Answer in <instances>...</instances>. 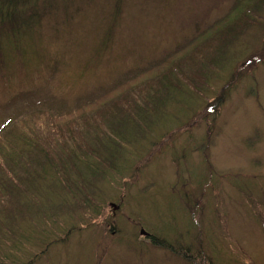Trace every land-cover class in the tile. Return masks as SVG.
I'll list each match as a JSON object with an SVG mask.
<instances>
[{
	"label": "rangeland",
	"instance_id": "rangeland-1",
	"mask_svg": "<svg viewBox=\"0 0 264 264\" xmlns=\"http://www.w3.org/2000/svg\"><path fill=\"white\" fill-rule=\"evenodd\" d=\"M237 1L21 0L17 10L0 0V150L42 132L62 116L56 111L84 113L118 80L140 75L136 92L147 82L159 86L157 63L191 48ZM24 16L31 28L22 27ZM239 20L227 32L245 24L247 35L207 88L199 80L189 86L172 66L189 103L181 112L169 107L166 122L148 120L152 143L126 141L123 169L94 188L90 208L27 221L16 213L10 235L0 233V264H199L181 253L198 257V245L214 264H249L247 257L264 264V15L250 27L242 18L238 31ZM206 39L192 58L176 61L183 71L200 64L207 43L216 50L230 41ZM221 94L219 111L207 112ZM30 103L29 114L22 107ZM51 194L54 205L68 199Z\"/></svg>",
	"mask_w": 264,
	"mask_h": 264
},
{
	"label": "trees",
	"instance_id": "trees-1",
	"mask_svg": "<svg viewBox=\"0 0 264 264\" xmlns=\"http://www.w3.org/2000/svg\"><path fill=\"white\" fill-rule=\"evenodd\" d=\"M255 2L256 6H254V0H238L230 13L220 19L207 33L199 34V37L197 36L189 44L191 48L186 50L187 46L181 55L169 58L165 66L164 62L159 61L156 65L157 69L153 71L155 72L154 77L162 76L163 81L161 80L159 86L156 83L146 85L147 82L145 86L138 89L139 92H136L134 89L144 83L134 81L140 75L137 74L136 77L124 83H119L118 80L108 90L110 93L97 95L99 97L96 96L97 98L92 103L83 105L86 108L84 113H81L77 107L56 111L57 115L62 116L53 115L55 118L52 124L43 123L46 128L39 132L43 138L39 136V133H36V136H17L16 143L7 144L9 149L0 150L2 152L0 159L5 156L0 163L1 235H10L12 223H19V220L12 219L16 213L23 216L21 221H27L32 217L45 214L46 211H50L54 217L56 214L61 216L66 210L90 208L91 200L96 197L94 188L98 192L99 183L112 181L123 169L122 164L126 162V141L132 139L133 144L152 143L151 134L148 132L151 127L146 128L148 120L156 117L157 123L166 122L168 116L171 115L167 111L169 107L181 112L182 106L183 108L186 106L190 92H185L184 84L173 77L172 71H169L172 70V66L174 70L175 64L178 65L177 72L186 77L189 86L199 80L207 88L210 79L217 75L213 77L214 70L219 66L221 70L228 67L227 63L233 59V57L227 59V56H231V48L238 43V39L241 41L247 35L246 25L243 26L242 22L250 27L251 24H256L258 15H264V0H255ZM238 19L240 20L237 29L239 31V28H242L240 26H243V30L239 33L235 30L234 35L232 32H227V29L233 27ZM21 22L22 27L27 25L26 28H31L26 16ZM214 37L220 40L226 37L230 41L228 44L226 41L225 46H219L216 50L214 48L217 45L207 43L204 46H207V49H203L201 51L203 53L198 55L200 64L197 66L205 74H197L196 65L190 72L183 71L180 63L176 61L181 59V56H185L184 59L189 56L192 58V52L202 47L205 38ZM230 42L233 43L230 45ZM13 51L16 54L17 50ZM0 54L4 55L2 49ZM260 54L264 56V49ZM127 75L129 74L124 73L121 76ZM230 81H234L232 76ZM229 88L221 90L228 91ZM134 92L138 95L134 98L129 97L134 95ZM126 94L128 97L125 96ZM108 95L109 98L106 100L105 97ZM222 97L221 94L214 104L207 106V112L219 111L218 100L221 99L222 102ZM110 103L115 105V108L111 109ZM31 104H26L22 108L29 112L33 106ZM41 185L44 186L42 189H40ZM58 192L67 195L68 199L54 205V201H51V193L58 195ZM49 203L51 205H48ZM62 208L64 210H60ZM27 214L29 215L25 216ZM16 237L18 239V235ZM17 239L15 245L17 243L18 250ZM201 246L198 245V257L187 249L184 252L181 251L182 256L188 260L191 258V261L199 264H214L213 259L206 251L204 253Z\"/></svg>",
	"mask_w": 264,
	"mask_h": 264
},
{
	"label": "bare ground",
	"instance_id": "bare-ground-1",
	"mask_svg": "<svg viewBox=\"0 0 264 264\" xmlns=\"http://www.w3.org/2000/svg\"><path fill=\"white\" fill-rule=\"evenodd\" d=\"M186 103L188 104L189 103V100H186ZM192 106H193V102H192Z\"/></svg>",
	"mask_w": 264,
	"mask_h": 264
}]
</instances>
